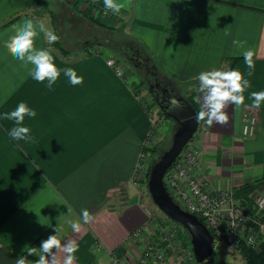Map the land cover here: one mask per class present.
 I'll return each instance as SVG.
<instances>
[{"label": "crops", "instance_id": "obj_1", "mask_svg": "<svg viewBox=\"0 0 264 264\" xmlns=\"http://www.w3.org/2000/svg\"><path fill=\"white\" fill-rule=\"evenodd\" d=\"M126 3L121 10L127 13L122 33L145 46L165 77L191 84L196 103L198 98L202 102L198 81L202 71L235 69L251 82L244 93L245 105L226 108V125L198 122L190 139L198 162L190 171L210 189L236 190L243 182L264 179V102L254 108L249 98L253 91H264V0ZM92 12L97 13L94 8ZM104 13L105 9L97 13L102 23L97 24L66 0H0V115L20 102L37 112L24 122L34 142L14 140L9 135L14 122L0 119V264H15L21 255L34 264L39 257L29 256L26 249L39 247L58 225L63 228L58 234L62 243L77 242L74 264L95 259L109 263L112 249L120 244L128 258L138 250L129 234L146 216L130 177L151 117L129 85L137 79L133 68L123 63L124 73L118 75L105 61L116 30L112 26L122 14ZM25 19L42 20L57 33L67 53L48 44L42 33L36 47L50 48L58 68L75 69L82 84L72 85L61 71L48 89L46 81L39 83L29 75L31 65L25 68L8 53L4 42ZM77 21L86 27L85 32L82 26L77 30L84 37L69 41L67 25L73 28ZM233 39L247 41L245 47L255 53L251 76L243 55L234 54ZM248 110L256 116V128L243 136L242 115ZM85 208L94 217L91 223L82 220ZM74 221L81 223L79 233L71 229Z\"/></svg>", "mask_w": 264, "mask_h": 264}, {"label": "built area", "instance_id": "obj_2", "mask_svg": "<svg viewBox=\"0 0 264 264\" xmlns=\"http://www.w3.org/2000/svg\"><path fill=\"white\" fill-rule=\"evenodd\" d=\"M106 62L116 73L123 74L118 66L119 59L109 56ZM255 128V114L251 110L244 111L241 134L251 135ZM145 152L143 149L139 151L132 175L147 165ZM177 156L166 168L163 179L179 205L205 224L214 242L223 240L238 249L247 246L260 251L264 244V186L261 184L251 189L246 196L237 194L232 187L210 189L190 171V167L198 162L195 145L185 143ZM132 177L135 184L137 177ZM146 220L149 222V217ZM148 222L140 223L142 225L136 226L129 234L138 248L133 259L129 260L124 253L119 256L113 253L109 263L93 260L90 264H202L203 260L196 259L189 235L182 226L179 227L180 234L176 231L178 229L171 227L152 234L146 241L140 239Z\"/></svg>", "mask_w": 264, "mask_h": 264}, {"label": "clouds", "instance_id": "obj_3", "mask_svg": "<svg viewBox=\"0 0 264 264\" xmlns=\"http://www.w3.org/2000/svg\"><path fill=\"white\" fill-rule=\"evenodd\" d=\"M105 15L111 12L114 15L121 13V10L127 6L126 0H103ZM44 35L48 44H53L59 40V36L44 21L33 19H25L21 24L15 26L14 34L4 42V46L8 53L17 60L21 61L25 68L31 65L29 75L39 83H46L48 89H52L56 84L63 71L72 85L82 84L83 77L78 76L73 68H58L55 58L50 48H37L35 44L36 38L40 34ZM225 35L230 32L225 31ZM247 41L233 39L232 45L236 52L234 54H242L244 63L248 68V76H251L255 70L254 51L246 48ZM199 92L202 93L197 103L201 104L200 110L196 112L195 119L203 121L211 127L214 123L226 125L229 121L226 108L234 105L237 109L245 105V91L251 88V82L245 78V75L239 70H222L211 69L202 71L198 75ZM131 83V81H129ZM252 107L259 108L264 102V91H253L250 93ZM35 109L30 108L25 102H20L16 108L10 112H4L0 115V119L14 122V126L10 129L9 135L17 141L34 142V137L30 135V128L25 126L24 122L27 118L36 117ZM69 212L71 208L68 207ZM82 220L85 224L91 223L94 217L89 213L88 209H82ZM71 229L74 233L81 231V223L79 221L71 222ZM63 231L62 226L55 228V234L49 236L42 241L39 247H28L26 249L29 256L39 257L34 264H74L75 253L78 245L75 240H68L62 243L58 239V234ZM63 253L61 260L60 254ZM15 264H29L27 256L21 255L16 259Z\"/></svg>", "mask_w": 264, "mask_h": 264}, {"label": "rangeland", "instance_id": "obj_4", "mask_svg": "<svg viewBox=\"0 0 264 264\" xmlns=\"http://www.w3.org/2000/svg\"><path fill=\"white\" fill-rule=\"evenodd\" d=\"M69 1H71V0H69ZM42 7H44V5H41L40 9H42ZM121 14L122 15L120 18L119 17L116 18V20H117L116 24H118V25L125 23V21L127 19V13L125 11L123 13L121 12ZM114 17H115V15H114ZM74 22H75V20L73 21V23ZM79 26H82V32L86 31V27H85V25H83V23L81 21H77L76 26H73V28L70 27L69 24L67 25V33H66L67 40L73 41L74 39H77L78 37H81V36L84 37L83 35H80V33L77 32V30L79 29ZM121 33H122V31L119 29H116L115 31L112 30V34L110 35L111 36L110 39H112V40H110L112 46L110 47L111 48L110 51L108 50V53H110V55L106 56L105 61L107 60V58L109 56H112V55H113L114 59L116 57L122 58V59H120L118 66L120 67L122 73H124L123 63H125L126 65H128L130 67H132V64L129 63V61H127L124 57L121 56V54L119 52L116 51L117 46H121V45L123 47L127 46L125 44L124 39L122 38ZM73 43H76V42L74 41ZM129 50H130L131 54H134L133 53L134 50L132 48L131 49L129 48ZM132 68L134 70V72H133L134 76L136 75V77L138 78V74H140V73H138L136 71L135 67H132ZM139 70H141V69H139ZM142 72H141V74L144 73V72L143 73ZM116 74H118V73H116ZM118 75H120V74H118ZM167 78L170 79L171 77H165V79H167ZM172 80L174 82L173 86L171 87V88H173L172 91H174V88H175V92L178 93V95L186 98V95L189 93V85H191V84H188L185 82L181 83V82H178L174 79H172ZM131 83H132V81H131ZM131 83L129 85L132 88ZM145 85L146 84L143 83L142 87L139 90V93L141 95L139 100H142V102L146 106V108H147L146 111L149 110L151 121H152V119H154L153 122L155 121V123H154V125L151 126L152 128L149 130L148 135L145 139L144 147L142 148L143 150L146 151L145 155L147 157L146 158L147 159V161H146L147 165L145 166V168L137 170L135 175H131V176H134V178L132 177L133 179H135L136 177L138 178V180L136 178L135 184H132L133 181L130 177V185L133 186V189H134L133 191L135 192L136 196L138 197L139 201L141 202L142 206L144 207V213L146 216L144 221L148 222L146 219H148V217H149V222L147 224V227L142 231L140 239H143V241H146L147 239H149V237L152 234L153 235H154V233L158 234L161 230L163 231V229H166V228L169 229L171 227L173 229H178L176 231L177 232L179 231L178 234H180L182 232V230L179 228L180 226H182V228L189 235L188 231L186 230V228L183 225H180L178 223V221L173 220L170 217H168L157 206V204L154 202V200L150 196V193H149L148 188H147V179H148V174H149L151 164L159 156L160 152L168 146L170 139H171V133H172L174 127H176L178 125V122H176L172 117L168 116L165 112H163V108L158 103H154V102L151 103V99L153 97L151 96V94L149 93V91L147 90V87H145ZM190 139L186 142V144L192 143ZM177 157H179V156H177ZM167 189L169 190L170 188H167ZM122 192L124 193L123 195L126 196L127 191L124 190ZM170 194H172V193H170ZM172 197H173V195H172ZM142 224L139 223L136 226H139ZM136 226H134L131 229V231H133ZM114 253L116 254V251H114ZM132 257H133V255L131 254L129 260L133 259ZM127 262H129V261L127 260ZM201 262H202V264H243L244 258H243L242 253L240 252V249L232 246L231 244H229L223 240H216L213 244L212 251L209 254L208 258L204 259Z\"/></svg>", "mask_w": 264, "mask_h": 264}, {"label": "water", "instance_id": "obj_5", "mask_svg": "<svg viewBox=\"0 0 264 264\" xmlns=\"http://www.w3.org/2000/svg\"><path fill=\"white\" fill-rule=\"evenodd\" d=\"M145 67L150 66L148 59L142 58ZM152 66V65H151ZM164 112L172 117L178 125L171 134L166 148L152 162L147 188L157 206L171 219L178 221L189 233V239L197 260H204L212 251L214 238L205 224L194 214L179 205L172 197L164 183L163 175L166 168L192 137L198 121L195 119L196 109L192 103L180 95H169L167 103L162 107Z\"/></svg>", "mask_w": 264, "mask_h": 264}, {"label": "trees", "instance_id": "obj_6", "mask_svg": "<svg viewBox=\"0 0 264 264\" xmlns=\"http://www.w3.org/2000/svg\"><path fill=\"white\" fill-rule=\"evenodd\" d=\"M74 9H76L78 12H80L82 15H84L85 17H87L88 19L92 20L93 22L97 23V24H102L99 20H98V16L97 13L101 12L104 9V4L102 3V1L100 0H73V1H69L67 0ZM95 9L97 11V13H93L92 9ZM19 13L15 14L14 16H12L11 18H14L15 16H17ZM10 18V19H11ZM108 26V25H106ZM110 26V25H109ZM116 28L119 30H123V25H116V26H112V28ZM56 33V32H55ZM57 34V33H56ZM122 38L124 39L125 43L127 44L128 48H137L139 50L140 53H142L146 58L148 59L150 65H153L155 67V69L160 72V75L162 77H165L161 71L158 69V67L156 65H154L152 59H150L149 56H147V51L145 46L135 37H133L130 34L127 33H122ZM59 50L60 52L63 53H67V49L60 43V40H58L57 42L53 43ZM94 43H89L88 46H93ZM88 46H86L85 48L87 49L88 52L92 51V49ZM113 56V55H112ZM116 58H120V57H116ZM125 58V57H124ZM122 59V58H120ZM143 64V63H142ZM141 66L143 67L144 64ZM134 67V66H132ZM144 68V67H143ZM138 70V69H136ZM145 83L144 79L141 77L140 74H138V78L134 81H132V90L136 93V95H138V98L140 99L141 95L139 93L140 88L142 87V84ZM146 84V83H145ZM146 87V85H145ZM148 90V89H147ZM149 91V90H148ZM150 93V91H149ZM151 94V93H150ZM151 96L153 97V95L151 94ZM186 98L192 103V105L195 107L196 112H198L200 109L196 103V101L193 99V95L191 92H189L186 95ZM142 105L146 108V106L144 105V103L142 102V100H140ZM157 103L155 101V98L153 97L151 99V103ZM161 106V105H160ZM160 111V110H159ZM162 111V110H161ZM164 112V110H163ZM150 115V113H149ZM167 116V115H166ZM154 119H152L151 124H150V129L152 128L151 126L154 125L155 121L153 122ZM262 181H264V179H256L255 181H248V182H243L242 184H240V186H238L236 188V193L242 196H246L248 194V192L251 189H254L255 187L261 185V183H263ZM133 184V183H132ZM167 186V185H166ZM169 217V216H168ZM240 252L243 255L244 258V263L243 264H264V244L262 246V249L260 251H255L250 247L247 246H241L239 247ZM113 251H116V254L122 255L124 253V247L122 244L117 245L116 247H114L112 249Z\"/></svg>", "mask_w": 264, "mask_h": 264}, {"label": "flooded vegetation", "instance_id": "obj_7", "mask_svg": "<svg viewBox=\"0 0 264 264\" xmlns=\"http://www.w3.org/2000/svg\"><path fill=\"white\" fill-rule=\"evenodd\" d=\"M108 42L110 43V41ZM133 50H134L133 51L134 54H131L128 46L123 47L121 45V46L116 47V51L119 52L122 57H125V59L129 61V63H131L132 66L138 69L136 71L140 73L141 77L144 79L146 83V87L150 91V93L153 95V97L155 98V101L159 105H161V107H164L167 103V97L169 95H172V94L178 95V93L175 92V88H174V91H172L173 88L171 87L174 84L173 80L171 78L165 79V77H162L160 75V72H158L153 65L152 66L150 65L147 67L143 66L144 67L143 68L141 66L142 64L141 59L144 58L145 56L142 53H140L137 48H134ZM140 71L141 72L143 71L144 73L142 72L143 74H141Z\"/></svg>", "mask_w": 264, "mask_h": 264}]
</instances>
